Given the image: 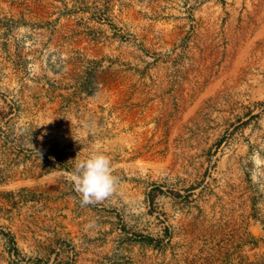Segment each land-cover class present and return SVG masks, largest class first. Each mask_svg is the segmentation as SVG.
I'll list each match as a JSON object with an SVG mask.
<instances>
[{"label": "rangeland", "instance_id": "rangeland-1", "mask_svg": "<svg viewBox=\"0 0 264 264\" xmlns=\"http://www.w3.org/2000/svg\"><path fill=\"white\" fill-rule=\"evenodd\" d=\"M0 264H264V0H0Z\"/></svg>", "mask_w": 264, "mask_h": 264}, {"label": "clouds", "instance_id": "clouds-1", "mask_svg": "<svg viewBox=\"0 0 264 264\" xmlns=\"http://www.w3.org/2000/svg\"><path fill=\"white\" fill-rule=\"evenodd\" d=\"M69 177L74 191L80 197L81 206L106 201L118 184L110 159L99 152L77 160Z\"/></svg>", "mask_w": 264, "mask_h": 264}]
</instances>
